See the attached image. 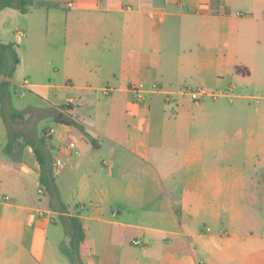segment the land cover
<instances>
[{
  "label": "crops",
  "instance_id": "crops-1",
  "mask_svg": "<svg viewBox=\"0 0 264 264\" xmlns=\"http://www.w3.org/2000/svg\"><path fill=\"white\" fill-rule=\"evenodd\" d=\"M0 39L31 107L94 139L47 118L65 212L32 148L0 146V264H70L54 214L81 218L84 264H264V0H32L0 10ZM197 86L228 93H180ZM35 183L38 207L17 205Z\"/></svg>",
  "mask_w": 264,
  "mask_h": 264
},
{
  "label": "trees",
  "instance_id": "trees-1",
  "mask_svg": "<svg viewBox=\"0 0 264 264\" xmlns=\"http://www.w3.org/2000/svg\"><path fill=\"white\" fill-rule=\"evenodd\" d=\"M31 3L32 0H0V10L10 7L19 10L21 13H26ZM19 61L14 45L12 43H4L0 39V116L5 124L8 137L4 152L10 158L18 159L22 155V149L25 146H30L40 166L39 181L42 186L41 191L50 196V205L54 202L61 212H65L67 207L59 199L53 175L55 160L48 144L51 137L46 136L45 132L41 135H38L35 131L25 132L23 126L26 124L25 114L27 109L18 110L12 105L10 87ZM61 108H66V105ZM51 110V113L42 115L40 119L51 116L56 121L72 125L79 129L88 141L94 144L93 137L85 131L82 124L74 120L70 115L58 117L60 112L56 111V108ZM65 231L69 235L70 241L68 245L65 243L60 244V250L69 258L70 264H84L80 260V246L85 238V228L81 218L75 215L66 216Z\"/></svg>",
  "mask_w": 264,
  "mask_h": 264
},
{
  "label": "rangeland",
  "instance_id": "rangeland-1",
  "mask_svg": "<svg viewBox=\"0 0 264 264\" xmlns=\"http://www.w3.org/2000/svg\"><path fill=\"white\" fill-rule=\"evenodd\" d=\"M33 36L35 37L40 36V32L34 31ZM30 74H31V80H30L31 82L33 81L36 83H40L42 81L43 74L41 73L40 70L36 72L32 70L30 71ZM14 80L15 82L14 83L12 82L11 87H10V92L12 96V105L15 109H18V110L27 109V112L25 114L26 124L23 126V130L25 132L35 131L37 132L38 135H41L43 132L46 133L50 129L47 127L48 125L47 118L49 116L43 117L41 119L40 117L44 114L51 113L52 107L48 105H44L43 107H38V108L30 107L33 104L39 103L38 97H40L41 94L38 88L32 87V86L22 87L21 86L23 83L22 75H18V77L14 78ZM185 88H193V87H185ZM56 111L58 110L56 109ZM7 140H8V137H7L6 127L0 116V146L4 144L6 145ZM50 140L48 144L51 150L53 149V145ZM36 183L35 185L27 184L28 194L26 196H21L19 198L20 200L16 202L17 205L38 207L39 201L37 199ZM15 211L22 212V210H20L17 207L15 208ZM39 215L44 216L45 213L42 212L41 214V211H39ZM53 216H55V218L57 219L58 225L57 227H54V225H51L52 227H50V230L54 231V237H55L54 239L57 240L56 244L60 245L64 242L67 243L70 237L65 231V223L62 221V219L58 215L54 214Z\"/></svg>",
  "mask_w": 264,
  "mask_h": 264
},
{
  "label": "built area",
  "instance_id": "built-area-1",
  "mask_svg": "<svg viewBox=\"0 0 264 264\" xmlns=\"http://www.w3.org/2000/svg\"><path fill=\"white\" fill-rule=\"evenodd\" d=\"M156 88V85H153ZM133 93H134V98L137 102H142L145 99V91L143 88L141 87H135L133 89ZM180 93L182 94H188L189 97L193 100V101H200L206 97H217L218 95L222 94L225 95L228 92L227 91H223V92H215V91H209L207 90L204 86H197L194 88H182L180 90ZM103 94L104 95H108L109 94V89L105 88L103 90ZM169 95V94H167ZM53 133L52 129H49L46 132V136H51ZM69 146L71 148H75L76 144L75 142H71L69 144ZM56 164H59V160L56 161Z\"/></svg>",
  "mask_w": 264,
  "mask_h": 264
}]
</instances>
